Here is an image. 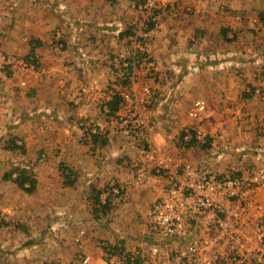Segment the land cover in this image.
<instances>
[{"label":"rangeland","instance_id":"obj_1","mask_svg":"<svg viewBox=\"0 0 264 264\" xmlns=\"http://www.w3.org/2000/svg\"><path fill=\"white\" fill-rule=\"evenodd\" d=\"M78 1L0 0V236H11L17 244L25 239L30 242L10 249L7 256L12 257V264L34 262L30 258H27L28 263L19 259L29 254L35 233L40 228L32 233L33 228L29 226L33 207L37 209L36 213L50 218L54 213L52 205L44 204H50L45 200L46 195H83L81 187L76 188L80 185H73L76 175L73 154L78 150L79 157L84 150L99 157L105 149L111 148L109 138L112 134L114 139L129 145L122 158L133 170V184L140 186L154 177H164L166 182L161 194L140 204L146 208L147 212H144L131 203L118 183L96 184L93 180L83 196L89 200L86 225H80L70 236L66 228L43 231L44 241L53 243L58 238L66 247L72 243L74 264H99L90 257L93 255L91 248L97 247L103 252L102 264H108L110 259L119 262L121 255L129 257L139 253L142 259L144 255H160L163 251L176 254L180 251L176 244L182 249L192 239L208 233L204 229L208 224H215L213 215L190 220L187 223L192 227L189 234L167 240L149 230V212L154 201L173 185L196 183L213 176L221 182L233 177L242 178L252 195L253 190L264 188V165L252 162L249 178L232 168L206 172L197 178L189 161H176L186 156L184 152L185 147L190 148L188 146H192V150H195L193 146H203L195 151L206 154L210 137L205 136L198 125L185 129L176 124V118H169V122L165 118L186 113L192 120L199 119L206 111V101L210 100L213 105L210 110H215L223 106L214 102L216 96L225 95L223 90L210 89L207 85H189L191 81L186 75L196 71L185 72L188 56L179 59L182 63L177 68L170 66L164 57L162 60L156 57L155 53L160 55L158 39L164 38V28L160 25L165 24L168 17L178 18L187 10L180 13V8H169L166 12L168 9L163 0H81L82 5ZM148 22L154 23L151 29L147 27ZM205 64L208 66L207 62ZM243 91L245 89L233 93L238 95L240 92L242 96ZM115 93L123 101L114 115H108L105 102ZM259 99L264 100V95L259 93ZM183 101H191V104L183 108L179 106ZM196 101H202L204 105L198 112ZM168 131L171 135L166 134ZM93 132L101 133V138L93 141ZM149 132L154 136L145 135ZM189 141L195 142L188 145ZM11 142L19 147L9 148ZM169 147L171 151H168ZM136 153L140 154L137 158ZM113 156L110 158L115 163L117 156ZM24 165L37 180L32 193L5 179L10 173L13 177L15 169ZM112 168L109 170L112 175L123 173L121 169ZM104 175L109 177L110 174ZM231 188L237 189L236 186ZM221 190L223 193L219 194L218 190L210 188L208 193L231 195L227 186ZM96 194L100 203L109 201L107 207L94 206ZM95 207L97 211H94ZM3 215L7 225L2 227ZM252 227L247 228V232ZM81 230L84 233L79 235ZM257 230L260 236L258 250L246 249L244 241L248 235L243 236L245 231L226 245L210 244L214 247L211 252L221 254L218 264H254L256 256H262L264 260V237ZM87 240L90 248L85 253L83 248ZM153 247L157 250L155 254ZM41 250V257H48L53 247L48 248L45 244ZM66 250L69 256V248ZM61 252L66 256L65 248ZM246 253L248 257L243 259ZM85 256L90 259L87 263L82 262ZM39 264L52 263L42 260Z\"/></svg>","mask_w":264,"mask_h":264},{"label":"crops","instance_id":"obj_2","mask_svg":"<svg viewBox=\"0 0 264 264\" xmlns=\"http://www.w3.org/2000/svg\"><path fill=\"white\" fill-rule=\"evenodd\" d=\"M163 2H166L165 7L168 9L166 12H169V8H180L182 9L180 13L184 11L183 9L188 12L178 18L170 16L165 24L160 25L164 28L162 32L164 38L158 39L159 48L157 50L161 56L155 53L152 47L153 53L161 60L164 57L168 64L175 68L182 63L179 59H183L184 55L188 56V60L184 63L188 65L185 72L196 71L195 74L186 75V79L191 81L189 85L196 84L200 87L207 85L210 89L217 88L225 92V95H217L214 100L223 106L218 105L219 107L215 110H210L213 105L210 100L206 101V111L199 119L192 120L186 113L183 116L169 115L165 118L168 122L169 118H176V124L185 129L190 125H198L204 135L210 137V146L205 150L206 154H203L201 150L197 152L203 146H193L197 151L192 150V146H188L190 148L185 147L186 156L179 157L176 161H189L196 172L194 177L197 178L206 172L223 171V168L240 170L241 175L249 178L252 162L264 165V100L259 99V93L264 95V0H163ZM78 3L82 5L81 0ZM171 13L174 12L169 14ZM242 89H245L242 96L240 92L238 95L233 93ZM239 95L240 98L236 99ZM205 99L208 100V98ZM180 103L179 106L184 108L188 107L191 101ZM171 125L173 126V123ZM65 130L68 132V128ZM166 134L171 135V132L168 131ZM145 135L154 136L150 132ZM114 136L112 134L109 138V142L112 143L111 148L105 149L99 157L90 155L84 150H81V154L77 157L78 150L74 152L73 162L76 175H74L73 185L78 183L80 186L74 187L77 189L81 187L83 195H46L45 200L50 201V204H44L52 205L54 213L50 218L44 217L40 212L36 213L37 209L33 207V218L29 226L33 228L32 233L37 227L40 228L35 233L29 254L19 258L20 261L25 259L28 263L27 258H30L34 261L32 264L42 263V260H47V263L52 264L76 263L73 260L75 247L72 243L66 247L56 238L53 243L47 244L44 241L46 237L43 231L51 228H66L70 236L80 225H86L89 220V200L83 196L85 191L88 192L87 189L93 180L96 184L118 183L127 198H130L131 203L145 210L144 212H147L146 208L140 204L144 200L145 202L153 200L161 194L166 182L164 177H154L140 186L133 184V170L130 168V163L127 164L128 161L122 158L124 153H127L126 150H129V145L114 139ZM97 150L101 152L102 148ZM120 151L123 153H119ZM168 151H171L170 147ZM113 154V158L117 156L115 163H112V158H110ZM170 155L173 154L170 153ZM138 156L140 154L136 158ZM112 166L121 169L123 173L119 176L114 173L112 175L110 173L113 170ZM125 169L128 171L125 172ZM104 174L110 175L107 177ZM122 182L124 185H121ZM252 195L264 209V188L253 190ZM252 214L251 211L250 215ZM35 216L40 217L35 218ZM5 220L6 217L3 215L2 227L7 225ZM247 235L244 241L246 249L258 250L260 236L257 228L248 229ZM28 243L30 242L25 239L17 244L11 236H0V264H12V257L7 256L10 249L19 247L20 244L29 245ZM45 244L48 248L53 247V250L50 256L41 257L40 253H43L41 249L45 248ZM88 244L87 240L83 248L85 253L89 252ZM63 248H65L66 256L61 255ZM68 248L69 256L66 250ZM91 250L93 254L90 255L91 259L102 264L103 252L98 247L91 248ZM247 257V253L243 255V259Z\"/></svg>","mask_w":264,"mask_h":264},{"label":"built area","instance_id":"obj_3","mask_svg":"<svg viewBox=\"0 0 264 264\" xmlns=\"http://www.w3.org/2000/svg\"><path fill=\"white\" fill-rule=\"evenodd\" d=\"M195 107L196 112L202 110L203 102L196 101ZM159 164H163V162H159ZM177 186L178 184L166 189L165 194L157 198L151 205L150 232L155 231L167 240L182 238L192 229L187 224L190 220H196L198 216L209 218L213 215L215 224H208L204 229L208 233H203L198 238L192 239L182 249L176 244L180 250L176 254L163 251L160 255H144L142 259L139 257V253L131 254L129 257L121 255L119 257L121 261L115 262L114 259H110L108 264H218L221 254L211 252L214 247H210V244L226 245L235 237H241L243 231L252 226L258 228L261 231V237H264V210L255 201L253 195L249 194L250 187L243 183L242 178L233 177L221 182L213 176L196 183L184 182ZM223 186L228 187V192L231 195L217 196L208 193L210 188L218 190L219 194L223 193L221 190ZM233 186H236L237 189L233 190L231 188ZM251 211L252 215H250ZM83 233L81 230L79 235ZM243 236L247 237V230ZM156 252V248L153 247L152 253ZM252 254L256 256L251 252ZM89 260V257H82L83 263H87ZM263 261L262 256H256L253 263L260 264Z\"/></svg>","mask_w":264,"mask_h":264},{"label":"trees","instance_id":"obj_4","mask_svg":"<svg viewBox=\"0 0 264 264\" xmlns=\"http://www.w3.org/2000/svg\"><path fill=\"white\" fill-rule=\"evenodd\" d=\"M153 24H154L153 22H148L147 27L149 29H151L153 27ZM134 59H135V57H134ZM32 60L35 61L34 58ZM121 101H123V99L117 93H115L114 95L109 97L107 99V101L105 102L107 109H108L107 114L108 115H114V113L119 110V107H120L119 104ZM91 136H92L93 141H97V139L100 137L99 133H97V132L91 133ZM194 142L195 141H189L188 145L194 144ZM8 147L9 148H18L19 146L13 145V143H12V145L9 144ZM14 172H15V175L13 177L11 175L12 173H10L7 176H5V179H10L14 183H16L17 186L20 189H22L23 191H26L28 193H32L36 188L37 180L32 176L30 168L28 166L24 165L23 167H17ZM63 175H64V173H63ZM108 202L109 201L107 200V201H105V203H100L99 198H98V194H96L94 206H96V204H97L99 208H105L108 206ZM97 210H98V208L95 207L94 211H97Z\"/></svg>","mask_w":264,"mask_h":264}]
</instances>
